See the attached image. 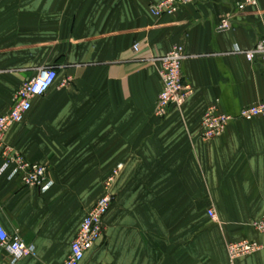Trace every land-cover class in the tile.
I'll list each match as a JSON object with an SVG mask.
<instances>
[{
	"label": "crops",
	"instance_id": "obj_1",
	"mask_svg": "<svg viewBox=\"0 0 264 264\" xmlns=\"http://www.w3.org/2000/svg\"><path fill=\"white\" fill-rule=\"evenodd\" d=\"M158 1L0 0V117L25 82L58 73L6 138L48 166L53 187L43 193L11 169L0 174V221L36 255L14 262L0 249V264H64L110 178L106 232L82 264H227V245L242 240L263 249L237 264H264V234L252 226L264 210V120L201 138L211 105L237 116L264 101V65L235 52L264 38V0L242 11L244 0H193L156 18ZM175 46L194 91L160 118L157 59Z\"/></svg>",
	"mask_w": 264,
	"mask_h": 264
},
{
	"label": "built area",
	"instance_id": "obj_2",
	"mask_svg": "<svg viewBox=\"0 0 264 264\" xmlns=\"http://www.w3.org/2000/svg\"><path fill=\"white\" fill-rule=\"evenodd\" d=\"M192 2L193 0H159L150 6V11L156 18L174 16L181 7ZM257 4V0H244L238 5V9L242 11L248 7H256ZM229 27L228 21H224L220 26L221 29ZM135 51H139V45L135 46ZM235 52L244 55L250 63L260 60L264 65V38L251 50H242L236 47ZM186 58L184 47L175 46L170 52L157 59L162 91L155 112L160 118L165 117L171 108H181L186 99L193 94L192 86L184 83L182 75L183 63ZM57 79L58 73L55 68L41 70L38 75L22 85L14 96L10 111L0 117V162L2 163L0 174L11 169V178L18 177L25 187L37 188L43 193L49 191L54 185V182L49 178L48 166L30 163L17 148L7 142L6 138L15 126L23 122L25 116L32 109V101L45 96ZM68 83L66 80L63 85ZM259 118L264 120V101L243 108L237 116L221 113L218 103H216L206 110L202 118L201 138L206 142L218 139L232 122L237 120L251 122ZM116 175L117 171L114 173V176ZM113 180L114 178L108 180L104 195L88 211L82 221L71 244V256L64 264H82L86 254L105 235V218L116 200L115 194L111 190ZM208 214L214 223L219 222L213 209L209 210ZM252 226L257 233L264 234V210L261 217L254 221ZM0 249L9 254L14 262L36 255L35 246L26 244L19 231L13 234L7 232L1 221ZM262 249L263 246L256 241L242 240L229 243L227 245V264H237L239 260L250 257Z\"/></svg>",
	"mask_w": 264,
	"mask_h": 264
},
{
	"label": "rangeland",
	"instance_id": "obj_3",
	"mask_svg": "<svg viewBox=\"0 0 264 264\" xmlns=\"http://www.w3.org/2000/svg\"><path fill=\"white\" fill-rule=\"evenodd\" d=\"M258 5V4H257Z\"/></svg>",
	"mask_w": 264,
	"mask_h": 264
}]
</instances>
